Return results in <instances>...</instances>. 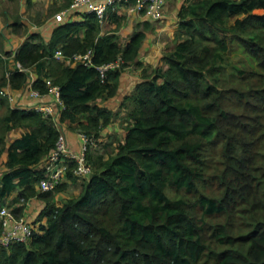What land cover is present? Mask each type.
Here are the masks:
<instances>
[{
    "label": "trees",
    "instance_id": "1",
    "mask_svg": "<svg viewBox=\"0 0 264 264\" xmlns=\"http://www.w3.org/2000/svg\"><path fill=\"white\" fill-rule=\"evenodd\" d=\"M80 15L55 24L49 42L30 36L14 60L35 71L41 92L47 79L60 87L65 109L58 124L97 145L100 131L117 117L99 101L117 95L120 76L137 63L146 36L136 32L121 44L116 30L101 34L96 15ZM179 16L177 44L123 101L126 134L113 155L93 156L90 145L92 175L68 174L82 182L76 197L55 203L65 185L38 195L46 206L31 222L33 237L0 249V264H264V87L247 81L254 72H226L233 40L264 69V0H186ZM89 50L95 67L67 64ZM119 56L124 68L102 83L96 66ZM27 80L15 68L0 87L20 89ZM20 128L27 132L7 148V135ZM59 135L42 113L8 108L0 118V158L8 157L1 201L18 191L15 202L23 200L24 209L37 196L39 166ZM218 147L215 161L210 154ZM213 186L216 194L209 193ZM169 190L184 196L172 198Z\"/></svg>",
    "mask_w": 264,
    "mask_h": 264
},
{
    "label": "crops",
    "instance_id": "2",
    "mask_svg": "<svg viewBox=\"0 0 264 264\" xmlns=\"http://www.w3.org/2000/svg\"><path fill=\"white\" fill-rule=\"evenodd\" d=\"M64 4L65 0H0V81L2 79L6 80L7 72H12L16 68L15 54L30 36L36 34L39 36L38 40H42L43 42L50 41L55 25L52 22L53 16L67 8L64 7ZM183 4L179 0H167L164 16L159 21H152L135 14H128L123 9L110 10L102 20L101 34L112 33L116 30L121 44L129 42L136 32L142 31L146 37L139 52L137 63L122 72L117 95L105 102L99 101L101 106H107L117 115L108 127L100 131L99 144L106 143L109 148H116L117 144L123 141L126 134L125 119L128 111L123 107V101L126 96L133 93L136 85L145 76L150 75L157 67L162 65L161 59L163 55L172 50L177 44L176 35L180 28L179 13ZM112 14L118 15V23L114 22L115 16L112 17ZM80 20H82V16L75 15L66 21L75 22ZM124 22L125 25H123ZM3 91L12 93L16 103L11 104L2 95ZM3 98L5 99L4 101H2ZM31 103L26 99L23 87L20 89L12 88L10 85L0 87V118L6 115L8 108L16 109V105L21 104L24 106V109H28L26 106H30ZM26 132V128L10 132L6 138L8 140L7 148ZM64 133L66 134L69 146L74 151L80 152L82 140L79 131L64 129ZM107 157L105 155V158ZM7 160V153H4L0 158V166L2 168L0 173L5 171L4 164ZM39 167L43 170V163ZM78 183L80 182L73 183L67 176L62 184L65 185L64 190L54 194L55 203L61 204L64 200L73 198L70 196V187ZM79 186L82 187V184ZM36 191L37 196L30 199L24 209H22L23 204L15 202L18 191L14 192L11 197L2 201L0 200V208L7 207L11 209L18 217L24 216L26 219H29L34 226L39 214L46 206L45 200L38 198V195L42 194L38 186L36 187ZM79 193L80 190L76 191V195ZM16 209H18L17 212L15 211ZM35 226L37 227V225Z\"/></svg>",
    "mask_w": 264,
    "mask_h": 264
},
{
    "label": "built area",
    "instance_id": "3",
    "mask_svg": "<svg viewBox=\"0 0 264 264\" xmlns=\"http://www.w3.org/2000/svg\"><path fill=\"white\" fill-rule=\"evenodd\" d=\"M167 0H73L66 9L53 16L52 22L58 24L71 19L75 15L94 14L97 18L103 20L110 10L123 9L128 14H135L143 18L159 21L163 18ZM94 51L89 50L84 54H75L66 59L67 64L82 63L87 67H95L93 63ZM57 60H64V54L61 50L55 53ZM125 60L119 56L114 61L96 66L99 78L102 83L106 81L110 72L119 71L124 68ZM16 69L28 74V80L23 86V92L26 99L31 103L28 109H24L21 104L16 105V109L35 110L55 121L60 135L54 149L44 159L43 178L39 182L41 193L54 192L62 185L71 173L80 179L88 178L93 173V168L87 160V153L90 145H95L94 138L85 134H80L82 147L80 152L74 151L68 143L66 134L57 119L60 111L65 109L61 99L60 87L53 84L52 80H45L47 91L41 92L34 87L36 78L33 71L24 68L21 64H16ZM12 74L7 72V78ZM2 95L8 99L11 104H15V97L9 91H3ZM33 227L31 221L24 216L18 217L11 209L7 207L0 208V249L8 248L17 243H28L33 237Z\"/></svg>",
    "mask_w": 264,
    "mask_h": 264
},
{
    "label": "rangeland",
    "instance_id": "4",
    "mask_svg": "<svg viewBox=\"0 0 264 264\" xmlns=\"http://www.w3.org/2000/svg\"><path fill=\"white\" fill-rule=\"evenodd\" d=\"M179 1H181L182 4H183L186 0H179ZM236 18L231 19V24L234 22V20ZM123 25H125V22L123 23ZM232 35L233 34L231 32L227 33V36H229V38H231ZM226 58H227V61H228V65H227V68H226L227 74H231L233 69H235V70H243V71H245L246 74H251V73L254 72V73L258 74V75L257 76H253L252 75L251 77H249L250 80H247V81L249 83L253 84L255 88H258V87H261V86H262L261 88L264 87V78H260L259 77V74H263L264 75V69H262L261 67H259V62H258L257 58H255L254 56H252L249 53H247L245 51L244 47L241 44L235 42L234 40L231 41V43H230V50L227 52ZM246 77H247V75H246ZM236 82H237V84L239 85L240 88L245 87V85H244L243 82H239V81H236ZM245 84H246V82H245ZM7 142H8V140H6V143ZM105 145H106V143H104L102 145L101 144H97L95 146V148H94L95 150L94 149L92 150L93 156H96L97 157V154H98V156L101 155V156L104 157L105 155H108L110 157L111 155H113V153L115 152V149L116 148H113L110 145L109 146L111 148H109L107 145L106 146ZM218 152H219V147L216 148V149H214L212 151V154H210V156H212L215 161L219 158ZM94 153H97V154H94ZM210 160H211V158H210ZM214 162H213V164H214ZM213 168L214 167L212 165L211 172L214 171ZM1 170H2V168L0 166V171ZM81 184L82 183L80 182L77 185L70 187V190H71L70 191V196H72V197L75 196L76 197L77 196L76 195V191L80 190V192H81L82 187L79 186ZM215 192L216 191H215L214 186H213L211 188V190L209 191V193L214 194ZM168 194L172 198H175L177 196H184V194H179V193L177 194V192H175L173 190H169L168 191ZM188 199H190L191 201L194 200V198L192 196L188 197ZM22 201L20 200V204H23L24 203Z\"/></svg>",
    "mask_w": 264,
    "mask_h": 264
}]
</instances>
